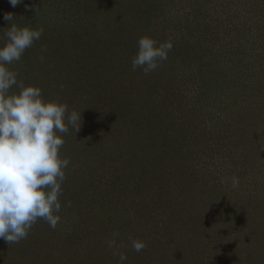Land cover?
<instances>
[{
  "label": "rangeland",
  "instance_id": "374dc122",
  "mask_svg": "<svg viewBox=\"0 0 264 264\" xmlns=\"http://www.w3.org/2000/svg\"><path fill=\"white\" fill-rule=\"evenodd\" d=\"M6 13L43 29L18 83L81 117L60 222L0 264H120L113 233L125 264H264V0H0V37ZM142 36L173 45L147 75Z\"/></svg>",
  "mask_w": 264,
  "mask_h": 264
},
{
  "label": "clouds",
  "instance_id": "9594fccd",
  "mask_svg": "<svg viewBox=\"0 0 264 264\" xmlns=\"http://www.w3.org/2000/svg\"><path fill=\"white\" fill-rule=\"evenodd\" d=\"M9 3L16 7L23 0ZM14 18L11 13L4 15L8 27L0 37L5 41L0 46V239L9 244L26 239L38 219L53 229L60 222L64 169L69 165L60 149L69 127L79 131L81 117V113H69L65 103L46 101L39 86L18 83V74L9 65L19 61L41 38L43 29L10 24ZM172 47L171 42L158 43L142 36L131 60L132 68H141L145 75L155 71L168 59ZM13 86L19 91L11 92ZM232 183L237 187L238 179L233 178ZM117 235L113 233L108 247L119 255L120 264H125L127 255L116 251L123 247L117 244ZM131 246L140 252L146 245L134 239Z\"/></svg>",
  "mask_w": 264,
  "mask_h": 264
}]
</instances>
